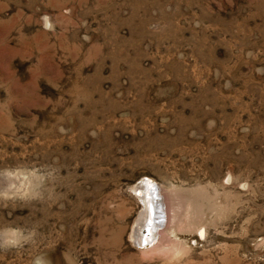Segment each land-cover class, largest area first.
Masks as SVG:
<instances>
[{
  "label": "rangeland",
  "instance_id": "374dc122",
  "mask_svg": "<svg viewBox=\"0 0 264 264\" xmlns=\"http://www.w3.org/2000/svg\"><path fill=\"white\" fill-rule=\"evenodd\" d=\"M0 264H264V0H0Z\"/></svg>",
  "mask_w": 264,
  "mask_h": 264
},
{
  "label": "bare ground",
  "instance_id": "6f19581e",
  "mask_svg": "<svg viewBox=\"0 0 264 264\" xmlns=\"http://www.w3.org/2000/svg\"><path fill=\"white\" fill-rule=\"evenodd\" d=\"M159 188L157 184L148 181L136 186L135 190L137 192L143 191L140 196L142 210L131 233V238L136 244L154 242L164 231L160 228H163L166 224L167 212L162 207L163 203L165 204V198Z\"/></svg>",
  "mask_w": 264,
  "mask_h": 264
}]
</instances>
